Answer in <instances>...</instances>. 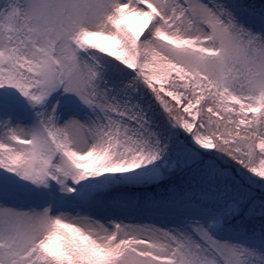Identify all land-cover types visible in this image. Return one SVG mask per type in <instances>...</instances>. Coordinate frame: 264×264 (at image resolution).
<instances>
[{
	"label": "snow or ice",
	"instance_id": "obj_1",
	"mask_svg": "<svg viewBox=\"0 0 264 264\" xmlns=\"http://www.w3.org/2000/svg\"><path fill=\"white\" fill-rule=\"evenodd\" d=\"M0 264H264V0H0Z\"/></svg>",
	"mask_w": 264,
	"mask_h": 264
}]
</instances>
